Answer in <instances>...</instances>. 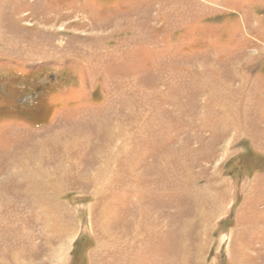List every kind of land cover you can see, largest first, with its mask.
Here are the masks:
<instances>
[{
	"label": "rangeland",
	"instance_id": "rangeland-1",
	"mask_svg": "<svg viewBox=\"0 0 264 264\" xmlns=\"http://www.w3.org/2000/svg\"><path fill=\"white\" fill-rule=\"evenodd\" d=\"M0 264H264V0H0Z\"/></svg>",
	"mask_w": 264,
	"mask_h": 264
}]
</instances>
